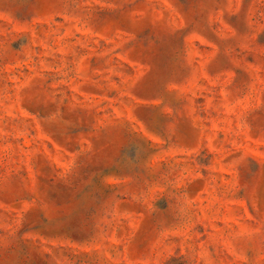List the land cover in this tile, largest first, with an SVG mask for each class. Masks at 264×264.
<instances>
[{"label": "rangeland", "instance_id": "1", "mask_svg": "<svg viewBox=\"0 0 264 264\" xmlns=\"http://www.w3.org/2000/svg\"><path fill=\"white\" fill-rule=\"evenodd\" d=\"M0 264H264V0H0Z\"/></svg>", "mask_w": 264, "mask_h": 264}]
</instances>
